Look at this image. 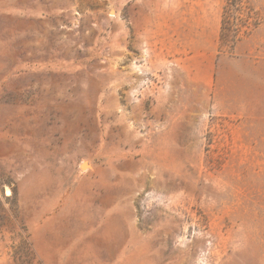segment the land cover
Segmentation results:
<instances>
[{
  "label": "rangeland",
  "instance_id": "rangeland-1",
  "mask_svg": "<svg viewBox=\"0 0 264 264\" xmlns=\"http://www.w3.org/2000/svg\"><path fill=\"white\" fill-rule=\"evenodd\" d=\"M0 264H264V0H0Z\"/></svg>",
  "mask_w": 264,
  "mask_h": 264
},
{
  "label": "trees",
  "instance_id": "trees-1",
  "mask_svg": "<svg viewBox=\"0 0 264 264\" xmlns=\"http://www.w3.org/2000/svg\"><path fill=\"white\" fill-rule=\"evenodd\" d=\"M229 3H230V2H229ZM226 22H227L226 20H223L222 33H221V36H222V37L224 36V30L227 29V26L225 25ZM245 31H246V30H245ZM239 38H240V34H239V33H236V34L234 35V37H232L230 40H231L232 43H235V41H236L237 39H239Z\"/></svg>",
  "mask_w": 264,
  "mask_h": 264
},
{
  "label": "bare ground",
  "instance_id": "bare-ground-1",
  "mask_svg": "<svg viewBox=\"0 0 264 264\" xmlns=\"http://www.w3.org/2000/svg\"><path fill=\"white\" fill-rule=\"evenodd\" d=\"M87 165H86V163H84L83 165H82V167H86ZM11 193V190H9L8 191V194H10Z\"/></svg>",
  "mask_w": 264,
  "mask_h": 264
}]
</instances>
